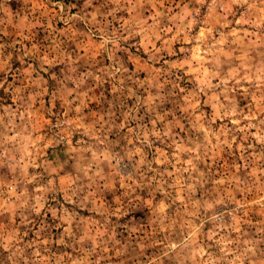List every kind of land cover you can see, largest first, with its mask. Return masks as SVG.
Instances as JSON below:
<instances>
[{
	"label": "rangeland",
	"instance_id": "rangeland-1",
	"mask_svg": "<svg viewBox=\"0 0 264 264\" xmlns=\"http://www.w3.org/2000/svg\"><path fill=\"white\" fill-rule=\"evenodd\" d=\"M0 85L35 146L0 166V237L48 264H264V0H0Z\"/></svg>",
	"mask_w": 264,
	"mask_h": 264
},
{
	"label": "clouds",
	"instance_id": "clouds-1",
	"mask_svg": "<svg viewBox=\"0 0 264 264\" xmlns=\"http://www.w3.org/2000/svg\"><path fill=\"white\" fill-rule=\"evenodd\" d=\"M235 2L248 4L249 0H235ZM2 86L3 85H0V87ZM18 119L19 123H16V118L11 115H7L6 118V114H0V166L8 165L14 173L19 172L21 175H24L28 164L33 159V157L29 156V148L35 152V146L31 141V132L25 130V125L30 124V121L24 116H20ZM77 130L79 131V129ZM89 136H95V133H90ZM62 142L63 140L57 141V143ZM90 143L97 144L98 146V142L95 140H90ZM83 148L85 151H91L88 144H84ZM129 153H126L124 157H105L104 159L110 165L113 159L116 160L117 165H119L121 160L127 159L128 161H133L136 167L140 168L143 164V160L134 159L137 155L134 149H130ZM93 157L95 158L94 152ZM33 178L38 179L39 177L34 176ZM20 207H28V205L21 204ZM31 208L39 214L40 202L37 201L35 204L31 205ZM21 215L23 216V213H21ZM21 223L27 226L30 221L24 216ZM78 227L79 225H77V228ZM64 235L68 237L69 240L65 242L62 237L61 243H71L73 246L79 244L83 246L86 241H91L92 251H96V238L87 234L83 236L78 235L77 232L73 230L72 225H69ZM0 240H3L0 246H2L6 252L10 253V255L6 257V260L10 261L11 264H48L47 259L41 255V252L36 249L33 244L29 243L22 246L18 239H5L4 237H0ZM29 248L34 249L30 257L26 255V251ZM251 259L252 255L251 252H249V264H251ZM0 264H5V260H0ZM97 264H99V261H97Z\"/></svg>",
	"mask_w": 264,
	"mask_h": 264
}]
</instances>
